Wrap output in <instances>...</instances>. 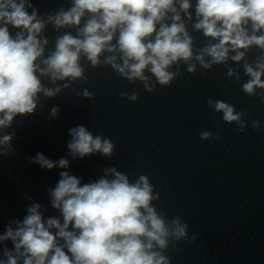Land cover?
Returning a JSON list of instances; mask_svg holds the SVG:
<instances>
[{
    "label": "clouds",
    "instance_id": "obj_1",
    "mask_svg": "<svg viewBox=\"0 0 264 264\" xmlns=\"http://www.w3.org/2000/svg\"><path fill=\"white\" fill-rule=\"evenodd\" d=\"M189 25L203 35L202 47L196 46ZM49 26L59 33L54 43L45 34ZM253 48L260 54L250 62ZM217 65L237 82L242 67L248 77L243 92L264 101V0H67V7L43 14L32 0H0V155L14 151L16 132L8 130L19 126L18 118L27 119L43 109L45 99L77 82L87 84V66L110 67L151 93L181 78L183 67L195 74ZM78 94L94 98L87 88ZM138 96L120 92L132 102ZM206 104L222 114L223 122L246 130V112L212 97ZM58 115L59 106L52 107L50 118ZM251 126L261 127L257 120ZM68 134L73 160L114 155L112 140L84 125ZM200 139L218 141L220 136L205 130ZM29 159L47 170L70 168L63 157L53 161L38 152ZM103 173L82 183L81 177L60 171L55 187L47 189L59 215L46 217L47 208L32 201L23 219H12L0 233V264H172L169 248L195 241L180 216L168 218L154 206L160 195L146 175L130 181L115 166Z\"/></svg>",
    "mask_w": 264,
    "mask_h": 264
},
{
    "label": "water",
    "instance_id": "obj_2",
    "mask_svg": "<svg viewBox=\"0 0 264 264\" xmlns=\"http://www.w3.org/2000/svg\"><path fill=\"white\" fill-rule=\"evenodd\" d=\"M40 13L67 7V0H32ZM189 31L197 47L205 39ZM46 36L54 43L59 35L52 26ZM260 54L253 48L251 62ZM230 67H236L231 61ZM183 76L171 86L157 85L154 92L140 82L130 84L110 67L87 66V84L77 82L52 99L43 101L27 119L18 118L12 129L13 153L0 155V233L12 219H23L26 207L38 202L44 215H59L49 203L47 189L54 188L60 171H70L82 183L98 179L103 170L115 166L134 181L146 175L159 193L154 202L168 218L180 216L189 225L194 242L180 241L166 253L172 264H264V101L246 95L242 67L240 80L227 77L224 65L195 74L182 68ZM83 88L93 99L79 95ZM138 92V100L122 99L120 92ZM209 97L224 100L244 111L248 126L223 122L222 114L207 107ZM59 106V115L50 110ZM259 121L260 130L251 121ZM219 123V127L215 125ZM84 125L94 135L115 144L114 155L100 154L73 160L68 155V130ZM219 134L220 139H200L201 131ZM53 161L67 158L69 169L47 170L30 162L36 153ZM28 196L31 199H25ZM7 246L12 248L10 241ZM3 245H0L2 252Z\"/></svg>",
    "mask_w": 264,
    "mask_h": 264
}]
</instances>
